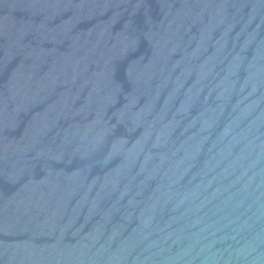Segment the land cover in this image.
<instances>
[{"label": "water", "instance_id": "water-1", "mask_svg": "<svg viewBox=\"0 0 264 264\" xmlns=\"http://www.w3.org/2000/svg\"><path fill=\"white\" fill-rule=\"evenodd\" d=\"M0 264H264V0H0Z\"/></svg>", "mask_w": 264, "mask_h": 264}]
</instances>
